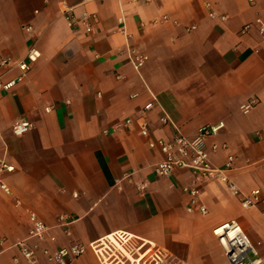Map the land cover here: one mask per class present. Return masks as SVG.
Masks as SVG:
<instances>
[{
    "label": "crops",
    "instance_id": "obj_1",
    "mask_svg": "<svg viewBox=\"0 0 264 264\" xmlns=\"http://www.w3.org/2000/svg\"><path fill=\"white\" fill-rule=\"evenodd\" d=\"M256 19L264 22V0H0V80L16 76L30 48L39 52L20 83L0 88V264H28L16 247L28 211L55 237L39 245L42 264H51L43 247L72 242L87 250L70 264H104L88 245L119 232L181 264H229L211 232L229 220L264 254L262 205L245 209L225 184L203 180L188 211L182 187L191 172L156 175L161 155L140 134L146 123L150 139L170 141L175 128L194 137L199 126L222 121L206 138L211 163L222 168L231 155L230 181L264 196V39ZM148 102L152 109L141 113ZM126 118L130 126L113 128ZM20 120L31 127L14 135ZM59 215L70 219L66 227Z\"/></svg>",
    "mask_w": 264,
    "mask_h": 264
},
{
    "label": "built area",
    "instance_id": "obj_2",
    "mask_svg": "<svg viewBox=\"0 0 264 264\" xmlns=\"http://www.w3.org/2000/svg\"><path fill=\"white\" fill-rule=\"evenodd\" d=\"M206 5L209 6V4ZM209 16L214 17V13L210 11ZM66 18L72 25V18L69 15H67ZM87 18L88 15L83 13L82 21L84 23H86ZM220 18L222 20L225 19L224 16H221ZM255 24L257 25L259 34L264 39V22L260 19H256ZM249 27L250 24H246L244 25L243 30L248 29ZM27 29H29V27H27ZM38 56L39 52L34 47L30 48L26 53L25 58L15 63V66L18 69L16 76L6 81L0 80V88L5 91L12 90L23 80ZM7 63V59L1 61L2 65ZM139 65H141V60H138L137 63H135L136 67ZM255 103L256 100L251 99L242 103L239 108L243 113H247ZM152 107L153 102H148L142 107L140 112L144 113L152 109ZM160 121L162 123H167L168 118L166 115H163L160 118ZM131 123L132 121L129 118H126L114 125L113 128L118 129L128 127ZM30 127L31 123L29 121L20 120L12 126V132L14 135H22L26 133ZM223 127L224 123L222 121L214 124H203L197 128L194 137L184 136L175 128L173 138L170 141H165L162 139H150L147 125L146 123H142L140 134L147 138L149 149L157 150L161 155V159L154 166V173L156 175L168 176L171 175L175 169L179 168L188 169L191 172L192 178L190 182L182 187V192L190 197L189 206L187 207L188 211H192V207L197 203L199 196L198 182L203 180H218L225 184L227 189L233 195L238 196L239 202L243 208H257L262 205L260 213L264 217V196L262 191L260 189H254L249 193H242L227 176V171L231 168L233 157L229 155L222 168L215 167L210 161L209 152L206 146V138L217 134V132ZM211 148L212 150H216V144H213ZM5 168L7 170L12 169V167ZM1 188L5 192H8L5 185L1 184ZM144 188V184L138 186L139 190H143ZM74 196H76V194H74ZM197 208L201 215L206 214L207 211L205 206L198 205ZM28 215L30 227L27 231L26 237L16 242V247L28 264H42L38 256L39 245L43 242L54 241L55 237L49 233V227L43 221L38 219L34 212L28 211ZM57 220L60 227H66L70 221L65 215H59ZM64 231L68 233L66 230ZM211 232L222 248L229 264H264V254L250 241L242 226L236 220H229L220 223L213 227ZM109 236L110 238H104L97 243H90L88 248L103 258L99 246L103 244L104 240H108L116 246V244H122L124 240L130 238L120 232L113 233ZM86 250L87 246L82 243L72 242L66 246L56 248L53 252L45 246L41 249V252L51 264H70L72 261L83 255ZM154 253L165 262L164 264L169 262V260L181 264L175 262L171 257L166 256L163 251L157 248H155Z\"/></svg>",
    "mask_w": 264,
    "mask_h": 264
},
{
    "label": "rangeland",
    "instance_id": "obj_3",
    "mask_svg": "<svg viewBox=\"0 0 264 264\" xmlns=\"http://www.w3.org/2000/svg\"><path fill=\"white\" fill-rule=\"evenodd\" d=\"M127 241L132 244L133 248H135V246H137V244L143 243V241L136 240L135 238H129V239H127ZM135 241H137V243H135ZM144 248H145V250H146V248H148L149 250L145 251V254L143 255L140 262H142L143 260H146V259L149 261L153 255V253L155 252V248L152 245L146 244V246ZM99 249H101V252L103 254L102 259L104 261V264H113L114 261L111 263V260L115 257V255L122 260L124 259V258H122L123 253L114 244L110 243L108 240H104L103 244H101L99 246ZM109 249H111V250H109ZM134 250L132 252H134ZM138 252H140V254H142L141 251H138ZM139 256L140 255H135V254L132 255V257H135V258H137ZM129 263H131V262H129ZM175 264H177V263H175Z\"/></svg>",
    "mask_w": 264,
    "mask_h": 264
},
{
    "label": "flooded vegetation",
    "instance_id": "obj_4",
    "mask_svg": "<svg viewBox=\"0 0 264 264\" xmlns=\"http://www.w3.org/2000/svg\"><path fill=\"white\" fill-rule=\"evenodd\" d=\"M135 243H137V241H135ZM145 246H146L145 243L137 244V246H135V248H134L135 249L134 252L131 253V257L134 254L143 256L145 254V251L149 250L148 248H146V250H145V248H144ZM109 250H111V249H109ZM138 251H141L142 254H140V252H138ZM122 258H124V259L122 260L115 255V257L111 260V263L114 261L113 264H133L132 261H135V260L139 261L140 260L139 257H137V258L132 257V260H129L124 255L122 256ZM129 262H131V263H129ZM164 263L165 262L162 261V259L154 253L149 261L146 259V260H143L142 262H140L139 264H164ZM166 264H175V263L172 260L171 261L169 260V262H167Z\"/></svg>",
    "mask_w": 264,
    "mask_h": 264
},
{
    "label": "bare ground",
    "instance_id": "obj_5",
    "mask_svg": "<svg viewBox=\"0 0 264 264\" xmlns=\"http://www.w3.org/2000/svg\"><path fill=\"white\" fill-rule=\"evenodd\" d=\"M106 238H110L108 235ZM116 247L123 253L124 256H126L129 260H132L131 252L134 250L132 244L128 242L127 240H124L122 244H116ZM142 255L139 256V259H142ZM139 260V261H140ZM139 261L135 260L132 261L133 264H139Z\"/></svg>",
    "mask_w": 264,
    "mask_h": 264
}]
</instances>
